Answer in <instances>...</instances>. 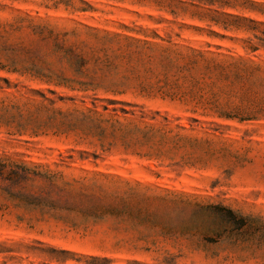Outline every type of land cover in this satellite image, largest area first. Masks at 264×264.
<instances>
[{"label":"rangeland","instance_id":"rangeland-1","mask_svg":"<svg viewBox=\"0 0 264 264\" xmlns=\"http://www.w3.org/2000/svg\"><path fill=\"white\" fill-rule=\"evenodd\" d=\"M263 32L264 0H0V264H264Z\"/></svg>","mask_w":264,"mask_h":264},{"label":"trees","instance_id":"trees-1","mask_svg":"<svg viewBox=\"0 0 264 264\" xmlns=\"http://www.w3.org/2000/svg\"><path fill=\"white\" fill-rule=\"evenodd\" d=\"M259 41L261 42V44L264 46V32L261 38H258ZM15 176H19L17 173L15 174Z\"/></svg>","mask_w":264,"mask_h":264}]
</instances>
